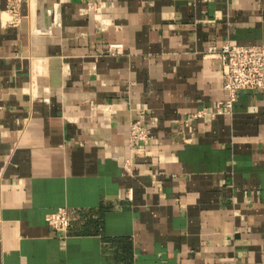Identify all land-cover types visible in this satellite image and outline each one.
<instances>
[{"label": "crops", "instance_id": "obj_1", "mask_svg": "<svg viewBox=\"0 0 264 264\" xmlns=\"http://www.w3.org/2000/svg\"><path fill=\"white\" fill-rule=\"evenodd\" d=\"M12 19L0 0V264H264V91L194 117L227 97L209 47L264 43V0H22ZM136 119L152 138L132 145Z\"/></svg>", "mask_w": 264, "mask_h": 264}, {"label": "built area", "instance_id": "obj_2", "mask_svg": "<svg viewBox=\"0 0 264 264\" xmlns=\"http://www.w3.org/2000/svg\"><path fill=\"white\" fill-rule=\"evenodd\" d=\"M22 0H6V9L12 16V22L20 21V8ZM96 19L105 24L101 14L96 13ZM120 45H111L113 49ZM207 56L216 57L221 61V73L227 97L218 105L216 112L206 109L197 111L195 118L206 114L214 116L215 113L231 112L233 103L237 100L238 91L241 89L264 91V43L239 44L226 41L220 47L211 46ZM152 138V129L148 123L141 119L131 121L128 132L129 143H146ZM46 223L56 232L66 235L72 224L69 211L60 207L56 211L47 213Z\"/></svg>", "mask_w": 264, "mask_h": 264}]
</instances>
